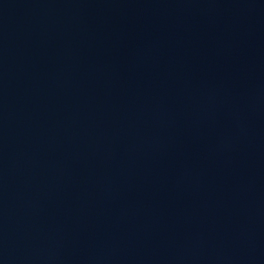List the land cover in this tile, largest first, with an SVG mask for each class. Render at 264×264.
Masks as SVG:
<instances>
[{
    "label": "water",
    "instance_id": "1",
    "mask_svg": "<svg viewBox=\"0 0 264 264\" xmlns=\"http://www.w3.org/2000/svg\"><path fill=\"white\" fill-rule=\"evenodd\" d=\"M0 264H264L199 0H0Z\"/></svg>",
    "mask_w": 264,
    "mask_h": 264
}]
</instances>
